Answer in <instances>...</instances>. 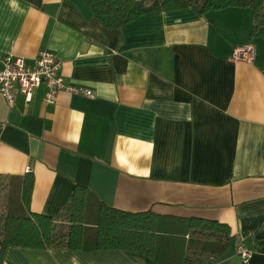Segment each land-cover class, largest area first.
Wrapping results in <instances>:
<instances>
[{
    "label": "crops",
    "instance_id": "0c3cea01",
    "mask_svg": "<svg viewBox=\"0 0 264 264\" xmlns=\"http://www.w3.org/2000/svg\"><path fill=\"white\" fill-rule=\"evenodd\" d=\"M252 24L247 7H184L105 27L81 0H0L1 53L31 65L50 52L66 84L95 93L44 103L40 84L12 107L0 94L12 212H25L31 175L30 212L55 216L79 185L90 218L101 202L151 211L181 232L191 219L216 221L231 240L209 264H264V38ZM245 44L253 59L232 60ZM0 264L157 263L119 249L7 246Z\"/></svg>",
    "mask_w": 264,
    "mask_h": 264
},
{
    "label": "trees",
    "instance_id": "16d2710c",
    "mask_svg": "<svg viewBox=\"0 0 264 264\" xmlns=\"http://www.w3.org/2000/svg\"><path fill=\"white\" fill-rule=\"evenodd\" d=\"M81 1L105 27H120L144 14L184 7H192L200 14L227 7H247L253 21L250 35L264 38V0ZM32 183V176H25L20 197L26 210L14 213L7 202V182L0 175V201L4 203L0 212V263L7 246H19L119 249L146 256L157 264H209L230 245L229 226L211 220L191 219L181 232L162 224L160 217L151 211L128 212L101 202L90 218L87 193L79 185L55 216L33 213L27 210Z\"/></svg>",
    "mask_w": 264,
    "mask_h": 264
},
{
    "label": "built area",
    "instance_id": "2783aa9c",
    "mask_svg": "<svg viewBox=\"0 0 264 264\" xmlns=\"http://www.w3.org/2000/svg\"><path fill=\"white\" fill-rule=\"evenodd\" d=\"M253 56L252 45L245 44L234 48L231 59L251 61ZM40 84L46 87L44 103H54L57 95L62 91L89 98L95 96V93L86 87L66 84L60 74V62L50 52H40L31 65L20 56L0 52V94L8 107L13 106L15 97L19 93L28 102L32 91ZM236 253L241 259H245L250 254L243 245L236 247Z\"/></svg>",
    "mask_w": 264,
    "mask_h": 264
},
{
    "label": "rangeland",
    "instance_id": "374dc122",
    "mask_svg": "<svg viewBox=\"0 0 264 264\" xmlns=\"http://www.w3.org/2000/svg\"><path fill=\"white\" fill-rule=\"evenodd\" d=\"M5 182H7L6 179H5ZM3 205H4V203L2 201H0V212L3 211Z\"/></svg>",
    "mask_w": 264,
    "mask_h": 264
},
{
    "label": "clouds",
    "instance_id": "9594fccd",
    "mask_svg": "<svg viewBox=\"0 0 264 264\" xmlns=\"http://www.w3.org/2000/svg\"><path fill=\"white\" fill-rule=\"evenodd\" d=\"M13 6H15V0H13Z\"/></svg>",
    "mask_w": 264,
    "mask_h": 264
}]
</instances>
